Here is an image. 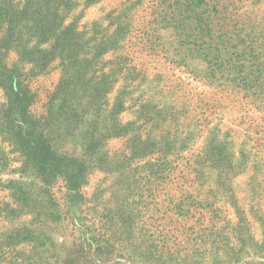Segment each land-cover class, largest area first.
I'll return each instance as SVG.
<instances>
[{
    "label": "rangeland",
    "instance_id": "1",
    "mask_svg": "<svg viewBox=\"0 0 264 264\" xmlns=\"http://www.w3.org/2000/svg\"><path fill=\"white\" fill-rule=\"evenodd\" d=\"M0 67V264H264V0H0Z\"/></svg>",
    "mask_w": 264,
    "mask_h": 264
},
{
    "label": "trees",
    "instance_id": "2",
    "mask_svg": "<svg viewBox=\"0 0 264 264\" xmlns=\"http://www.w3.org/2000/svg\"><path fill=\"white\" fill-rule=\"evenodd\" d=\"M2 69L3 67H0V71ZM111 76H113V73H109V77L105 76V79L100 80L110 82L112 80L110 79ZM88 90L89 92L87 93L85 99L86 102L81 111H77V109H75L73 105H67L64 107L65 111L61 113V109L63 107L59 106V103H56V105L54 106L55 111L50 117L51 122L53 124L52 126L57 127L58 132L55 136L48 140L50 141V143L52 142L53 145H56V147L57 142L60 140V138L61 141L64 140V143H69L71 145V154L66 155L60 152L58 154L61 158L70 160L71 163H73L78 169L77 171H80V169L84 165V158L86 155H88L86 154V152H91L92 154L89 162H95L97 153H95L94 150L97 146V143L94 142L97 139V136L100 135L101 124L107 119V114L109 115V110H107L106 108V96L109 92V88H107V86L105 85L102 86L101 92L97 95H94L92 92H90V89ZM57 91L51 93L54 96L52 95L49 101L46 102V105H48L49 108L46 109V113L44 114L45 119L46 116L49 114L50 110L52 109V100H54ZM98 100H100L99 104L96 103V101L98 102ZM58 111L60 112L59 114H57ZM28 117H32L30 113ZM34 120L40 126L44 125V122H41L39 119ZM57 120L58 122L54 123Z\"/></svg>",
    "mask_w": 264,
    "mask_h": 264
}]
</instances>
